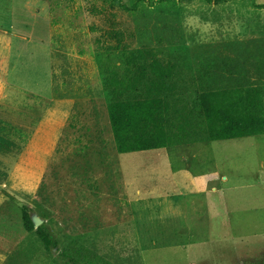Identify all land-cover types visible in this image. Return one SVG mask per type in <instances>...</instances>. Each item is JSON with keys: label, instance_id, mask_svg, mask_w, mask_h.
<instances>
[{"label": "rangeland", "instance_id": "rangeland-1", "mask_svg": "<svg viewBox=\"0 0 264 264\" xmlns=\"http://www.w3.org/2000/svg\"><path fill=\"white\" fill-rule=\"evenodd\" d=\"M113 21L133 47L180 63L186 102L239 75L200 74L216 55L235 58L264 97V8L251 0H0V25L32 39L23 62L74 103L40 189L43 223L62 247L110 264H264V134L117 151L99 53Z\"/></svg>", "mask_w": 264, "mask_h": 264}, {"label": "trees", "instance_id": "trees-1", "mask_svg": "<svg viewBox=\"0 0 264 264\" xmlns=\"http://www.w3.org/2000/svg\"><path fill=\"white\" fill-rule=\"evenodd\" d=\"M206 1L220 4L231 0ZM251 1L256 8H264V4ZM118 25L111 23L106 36L113 42L102 41L99 51L106 55L101 57L102 84L109 94L107 110L117 151L264 134L262 87L253 82L247 71L240 70L241 64L235 58L211 57L200 74L210 77L215 73L224 79L226 72L239 75L229 83L205 87L188 103L177 91L183 79L180 63L161 57L151 46L133 47ZM117 51L121 56L119 64L112 61ZM22 211L25 229L34 232L49 253L57 254L58 264H110L83 244L62 247L59 234L47 224L35 228L32 207L25 205Z\"/></svg>", "mask_w": 264, "mask_h": 264}, {"label": "crops", "instance_id": "crops-1", "mask_svg": "<svg viewBox=\"0 0 264 264\" xmlns=\"http://www.w3.org/2000/svg\"><path fill=\"white\" fill-rule=\"evenodd\" d=\"M31 43L13 24L0 25V264L52 262L35 233L25 229L22 207L42 215L40 189L74 106L46 85L40 63L23 62ZM43 44L35 43L38 51L50 50L53 61L52 47Z\"/></svg>", "mask_w": 264, "mask_h": 264}, {"label": "water", "instance_id": "water-1", "mask_svg": "<svg viewBox=\"0 0 264 264\" xmlns=\"http://www.w3.org/2000/svg\"><path fill=\"white\" fill-rule=\"evenodd\" d=\"M31 218L35 228L39 227L44 222V219L41 216H39L36 212L31 213Z\"/></svg>", "mask_w": 264, "mask_h": 264}]
</instances>
